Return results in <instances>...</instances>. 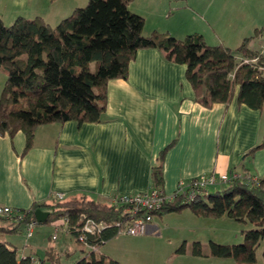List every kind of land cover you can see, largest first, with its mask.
Returning a JSON list of instances; mask_svg holds the SVG:
<instances>
[{
    "label": "trees",
    "instance_id": "1",
    "mask_svg": "<svg viewBox=\"0 0 264 264\" xmlns=\"http://www.w3.org/2000/svg\"><path fill=\"white\" fill-rule=\"evenodd\" d=\"M133 0H88L84 8L51 28L41 17L17 18L10 26L0 19V69L6 80L0 95V135L25 136V151L30 149L38 126L75 121L98 123L106 105V87L110 80L125 79L128 65L139 49L154 48L166 58L186 67L185 77L195 99L210 107L228 103L237 88V102L253 110L264 105V55L248 48L250 38L242 40L235 51L223 46H208L199 34L176 39L168 33L142 34L144 19L132 13ZM254 62L243 63V60ZM93 66V67H92ZM264 147V140L255 150ZM159 185L160 172L153 171ZM224 188L193 201L181 198L166 203L155 216L189 209L197 216H226L249 223L253 229L243 233L239 245L208 244V252L195 242L191 254L196 257L233 259L238 264H255V251L264 243V176L247 181L232 177ZM153 190L160 191L158 188ZM34 205L24 211L25 221H35ZM45 223L67 219L68 234L74 239L86 219L111 224L125 221V208L86 198L55 201L48 206ZM22 224L0 217V234L17 233ZM114 226L100 234L87 236V243L103 245L117 235ZM180 253L185 249L180 247ZM72 264H120L100 254H83ZM264 259V249L262 252ZM0 264H35L30 256L17 258L15 248L0 242ZM38 264H60L48 251Z\"/></svg>",
    "mask_w": 264,
    "mask_h": 264
},
{
    "label": "crops",
    "instance_id": "2",
    "mask_svg": "<svg viewBox=\"0 0 264 264\" xmlns=\"http://www.w3.org/2000/svg\"><path fill=\"white\" fill-rule=\"evenodd\" d=\"M28 4V0H0L1 21L10 26L17 18L41 17ZM154 31L180 36L144 18L143 36ZM263 47L248 46L258 52ZM185 70L161 50L139 49L128 65L127 77L107 83L105 110L98 123L38 126L26 151L23 133L0 135V206L24 212L37 205L49 213L56 193L63 194L65 201L86 198L110 205L114 197L146 194L155 187L170 196L180 182L199 176L226 174L252 180L264 176V147L250 153L264 140V105L253 110L238 103L236 88L228 103L205 107L196 101ZM5 80L6 73L0 69V91ZM155 169L160 172L159 185L153 181ZM163 217L153 218L157 230L154 223L163 222ZM59 220L41 224L52 226L54 234ZM33 233L34 228L30 239ZM4 235L8 234H0ZM72 246L65 242L40 247L28 242L17 258L39 261L51 251L62 264L76 251L82 256L83 248ZM100 250L98 254L126 264Z\"/></svg>",
    "mask_w": 264,
    "mask_h": 264
},
{
    "label": "rangeland",
    "instance_id": "3",
    "mask_svg": "<svg viewBox=\"0 0 264 264\" xmlns=\"http://www.w3.org/2000/svg\"><path fill=\"white\" fill-rule=\"evenodd\" d=\"M28 3L31 11L54 29L74 9L86 7L88 0H28ZM128 9L137 11L143 19L155 20L171 28L174 34L180 35L178 38L172 35L176 39L199 34L206 45L223 46L231 51H235L245 38H250L248 46L253 48L264 45V0H133ZM260 52L264 55V47ZM163 216V222L154 223L158 227L156 232L138 236L121 232L100 249L108 250L112 257L126 264H238L233 259L193 256L192 245L198 242L205 253L209 250V242L239 245L243 242V233L254 228L247 222H236L226 216H197L186 208ZM33 234L32 239H27L25 227L20 225L17 233L0 236V240L16 248L18 255L28 242L40 247L50 243L59 247L69 242L74 248L77 244L61 229L56 234L57 239L52 240L50 225L37 224ZM180 247L185 249L184 253L178 251ZM263 249L264 243H261L255 251V264H264ZM79 256L80 252L76 251L71 257H64L62 264H72Z\"/></svg>",
    "mask_w": 264,
    "mask_h": 264
},
{
    "label": "built area",
    "instance_id": "4",
    "mask_svg": "<svg viewBox=\"0 0 264 264\" xmlns=\"http://www.w3.org/2000/svg\"><path fill=\"white\" fill-rule=\"evenodd\" d=\"M244 59L243 63L254 62ZM235 177V176H233ZM232 177L226 174H221L215 176L213 174L207 176H199L190 180L187 183L180 182L176 190L170 196H165L161 191L152 190L150 193L146 194H133V195H123L114 197L110 203L111 206H120L125 208V212L128 214L125 221L116 222L113 225L97 223L92 219H86L82 227L78 230V234L75 237V241L83 248L84 254H98L99 245L87 243V236L97 237L100 232L107 228L114 226L116 227L117 234L125 233L130 236H138L146 233L156 232L157 229L152 226L154 216L152 212L158 211L166 203H171L174 200L181 198L183 203L191 204L193 201L199 199L200 197L208 193V189L225 185L230 181ZM247 181H254L249 178H245ZM55 201H63L65 199L64 195L61 193H56L52 197ZM25 213L22 211H17L9 207L0 206V217H5L9 221L22 224L25 227L26 236L30 238L32 236L33 228L36 225V221H25ZM61 225L68 232V221L67 219H61ZM60 227L55 226L54 234L52 239L56 238V234ZM106 243V242H105ZM103 243V245L105 244ZM102 246V245H101ZM31 260L38 264L39 261L30 257Z\"/></svg>",
    "mask_w": 264,
    "mask_h": 264
},
{
    "label": "water",
    "instance_id": "5",
    "mask_svg": "<svg viewBox=\"0 0 264 264\" xmlns=\"http://www.w3.org/2000/svg\"><path fill=\"white\" fill-rule=\"evenodd\" d=\"M48 215H49L48 212H43L39 209L35 210L34 217H35L36 223H39V224L44 223Z\"/></svg>",
    "mask_w": 264,
    "mask_h": 264
}]
</instances>
